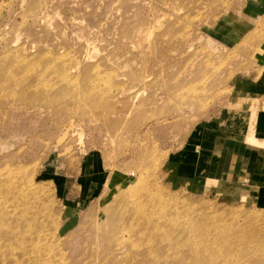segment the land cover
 <instances>
[{
  "label": "rangeland",
  "instance_id": "1",
  "mask_svg": "<svg viewBox=\"0 0 264 264\" xmlns=\"http://www.w3.org/2000/svg\"><path fill=\"white\" fill-rule=\"evenodd\" d=\"M263 41L264 0H0V180L18 171L41 185L42 225L31 231L45 258L141 261V251L128 260L127 249L111 255L99 240L134 219L125 209L141 182L193 203L174 213L179 228L187 215L204 227L197 203L242 223L236 234L251 254L238 261L246 248L237 241L217 264H264V247L251 243L264 189L234 171L242 160L225 137L264 105ZM169 205L152 214H170ZM206 229L210 250L228 247Z\"/></svg>",
  "mask_w": 264,
  "mask_h": 264
},
{
  "label": "bare ground",
  "instance_id": "2",
  "mask_svg": "<svg viewBox=\"0 0 264 264\" xmlns=\"http://www.w3.org/2000/svg\"><path fill=\"white\" fill-rule=\"evenodd\" d=\"M53 66L55 67V65ZM51 68L53 67L50 65L46 66V72ZM11 86L9 85L6 90H12ZM124 90L125 88H121L120 93H123ZM132 104L136 107L134 102ZM260 147H263V145ZM135 185H137L135 187L136 191L133 190L134 192L132 191L129 194L130 196L133 194L132 203L125 209L131 215V219L132 216L134 219L130 221L126 219L128 221H126L125 225L123 224L125 221L122 223V226L124 225L123 232L122 234L118 233V235L115 233L114 235L118 236L114 237L115 240L110 241L106 238L110 232L99 238L102 243L108 242V244L114 246V248L110 245L107 247L111 255H115L116 251L127 249L123 257L128 260H134V255L138 251H141L140 253L143 255L141 261H139L140 259L134 260L133 264H162V260H165L166 264H217L219 260L222 262L225 256L235 253L233 249L236 247L237 241L240 244L244 243L247 249L240 250L234 254V257H237L238 261L245 258L247 253H250L249 247L253 246H249L250 241L247 239L248 237L244 238L242 234H236L237 230L240 229L238 224L241 222L237 221L238 224L229 225L215 213L210 214L204 210L211 209V211L217 212L214 206L202 203L195 205L199 209L197 215L204 227L200 225L195 227L198 222L192 219V216L187 215L185 225L179 228L175 222L174 213H179L180 215L189 213L191 210H194V206H191L193 203H184V201H181L175 195L166 199L161 194L162 192L155 191L154 185H150L147 190L142 189V191L140 189L141 182L135 183ZM136 193L138 194L134 196ZM41 194H43L41 185H35L30 174H26L24 178H21L20 176L18 177V171H14L9 173L8 180H0V262L3 264H7V262L9 264H29V258H33V261L30 260V263L33 264L53 263L49 258H45L47 254H44L45 250L43 246L37 245L38 243H36L37 241L34 240V236L32 235L33 231H31L36 226L42 225L39 221L40 214H43ZM165 204H170L167 209V212L170 214L166 216L152 214L153 210ZM178 205H182V207ZM9 207L12 209H9ZM174 208H176V211H174ZM253 217L255 218L253 221L256 224L252 226L251 236L252 241L255 240L257 242L251 241V243H258L260 247H264V217H260L259 215ZM158 219L164 220L162 224L168 220L169 227L161 228V222L157 221ZM97 225L96 222L95 228H97ZM111 227H114V225ZM174 227L178 229H174ZM206 227H209L213 234H218L220 238L226 240L228 247L222 249L217 254L210 250L207 241L209 231ZM242 227H245V224ZM230 230L233 231L231 236L229 235ZM100 232L103 233L104 231L100 229ZM142 241H145V244H141ZM114 242H116V245ZM165 251L168 252L167 255ZM169 253L173 255L171 256L172 258L169 257ZM149 260H153L154 262L147 263Z\"/></svg>",
  "mask_w": 264,
  "mask_h": 264
},
{
  "label": "crops",
  "instance_id": "3",
  "mask_svg": "<svg viewBox=\"0 0 264 264\" xmlns=\"http://www.w3.org/2000/svg\"><path fill=\"white\" fill-rule=\"evenodd\" d=\"M262 55L264 56V41L261 44ZM264 95V93H258ZM263 103V102H262ZM259 109H256V118L250 120L249 118L238 119L237 127L238 131L231 129V133L236 134L234 136H225L229 140L230 145H235L234 155L237 159H241L240 166L236 164L234 171H245L247 181L251 182V187L259 190L264 189V148L258 149L255 145H248L255 142L264 141V122L258 119V116H264V105H261ZM251 109H247L248 113ZM237 120H235L236 122ZM234 122V123H235ZM232 127V126H231ZM222 143V138H221ZM232 151V150H231ZM230 151V152H231ZM232 153V152H231ZM239 154V155H237ZM220 153L218 154V156ZM216 156V157H218ZM238 166V167H237ZM240 167V168H239ZM233 171V170H232ZM258 187V188H257Z\"/></svg>",
  "mask_w": 264,
  "mask_h": 264
}]
</instances>
